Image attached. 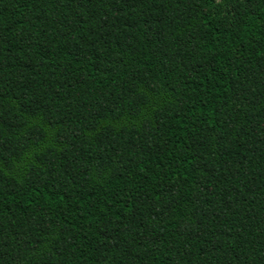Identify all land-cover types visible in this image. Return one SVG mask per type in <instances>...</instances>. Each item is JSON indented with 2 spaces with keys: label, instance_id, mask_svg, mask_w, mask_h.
<instances>
[{
  "label": "trees",
  "instance_id": "1",
  "mask_svg": "<svg viewBox=\"0 0 264 264\" xmlns=\"http://www.w3.org/2000/svg\"><path fill=\"white\" fill-rule=\"evenodd\" d=\"M0 264H264V0H0Z\"/></svg>",
  "mask_w": 264,
  "mask_h": 264
}]
</instances>
